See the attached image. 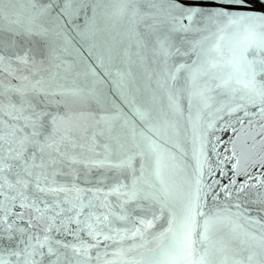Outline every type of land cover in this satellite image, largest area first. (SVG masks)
<instances>
[{
	"label": "snow or ice",
	"instance_id": "obj_1",
	"mask_svg": "<svg viewBox=\"0 0 264 264\" xmlns=\"http://www.w3.org/2000/svg\"><path fill=\"white\" fill-rule=\"evenodd\" d=\"M0 264H264V0H0Z\"/></svg>",
	"mask_w": 264,
	"mask_h": 264
},
{
	"label": "water",
	"instance_id": "obj_2",
	"mask_svg": "<svg viewBox=\"0 0 264 264\" xmlns=\"http://www.w3.org/2000/svg\"><path fill=\"white\" fill-rule=\"evenodd\" d=\"M253 8L255 9V10H262V6H261V4L260 3H258V2H256V3H254L253 4Z\"/></svg>",
	"mask_w": 264,
	"mask_h": 264
}]
</instances>
